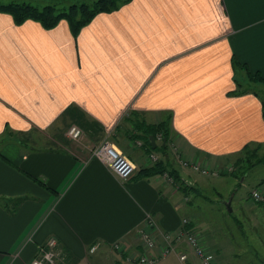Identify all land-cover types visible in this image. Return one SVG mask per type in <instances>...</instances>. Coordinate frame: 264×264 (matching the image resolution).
<instances>
[{
  "label": "crops",
  "instance_id": "obj_1",
  "mask_svg": "<svg viewBox=\"0 0 264 264\" xmlns=\"http://www.w3.org/2000/svg\"><path fill=\"white\" fill-rule=\"evenodd\" d=\"M242 65L264 78V0H130L96 14L76 36L65 19L45 28L0 11V264H28L50 236L64 264H129L126 254L138 250L136 230L149 216L159 246L161 233L189 218L219 263L222 249L197 223L189 195L160 174L139 175L153 164L149 152L162 157L158 139L151 150L141 139L136 147L127 124L112 138L135 166L123 180L83 144L26 135L75 115L97 133L88 137L95 143L128 112L146 123L170 114L167 166L202 188L192 167L174 163L173 142L206 169L264 143L262 99L254 84L236 88ZM258 189L264 195V182ZM159 261L202 264L184 242Z\"/></svg>",
  "mask_w": 264,
  "mask_h": 264
},
{
  "label": "rangeland",
  "instance_id": "obj_2",
  "mask_svg": "<svg viewBox=\"0 0 264 264\" xmlns=\"http://www.w3.org/2000/svg\"><path fill=\"white\" fill-rule=\"evenodd\" d=\"M17 1H28L34 5L41 6L50 1L66 3L67 1L69 2L75 0ZM249 84L251 85L253 83ZM253 88L258 93L260 99L264 101V83H257L253 86ZM127 116H129L128 113L126 114V117ZM75 119H77V117L74 115L73 118L65 119L61 124L56 123V126L51 129L46 131L35 130L32 131L30 135L27 134L26 136L28 138L32 137V139H39L42 137L50 139V136L52 135L56 137H63L75 145L83 144L84 147H89L91 150L104 140L111 141L116 135H122L120 132L122 130L124 131L127 125L132 126L130 123L131 121L124 123L121 122L120 126H118V129H116L113 134L110 136H103L101 140L94 143L88 142V137L93 136L95 138L97 133H90L92 128L82 127L75 121ZM73 125L80 129V135L75 138L71 137L69 134V130ZM120 139H122L121 136ZM136 141H134L135 146L137 144ZM168 141L172 143L171 137L169 136ZM174 147L175 149H173ZM254 147L256 146L250 145V147L247 148V151ZM176 149L178 150L179 147L175 146V142H173V145H171V153L172 156H174V163L179 167L186 166L180 163V156L177 157ZM148 154L149 157L151 154L154 156L156 155L153 152H149ZM243 154H245L244 151L239 152L234 157L226 158L220 167L218 166L214 169L207 168V170H209L207 174H203L200 169L197 170L192 168L191 171L197 177V180L199 182H206V185L202 188L189 187L185 189L186 194L191 198V213L197 218V223L202 220L205 222V226L211 229L212 235L214 236L213 240L217 241L222 249V256H218L219 263L217 264H235L233 261L237 264H264V205H257L250 197L251 191L253 189L259 190L258 187L264 180V158L262 160L259 158L264 155V143H262L260 148L257 149L256 155H248L250 162H253L252 167L244 170L249 164L246 160L241 163V167H237L238 170H236L233 163L238 156H242ZM181 155L185 159H188L187 155L183 153ZM152 162L154 163V161ZM169 170L170 168L167 167L166 171L160 175L165 177L168 183H171L179 188H184L185 183L179 178L175 179L174 176L170 174ZM213 170L216 171V175L213 174ZM233 171L235 176L232 175ZM236 171L241 172V177L236 176ZM212 177L216 178L212 179ZM226 201L229 203V207H227ZM228 208H230V211ZM136 241V245L139 246L140 240L137 236ZM157 248L158 246H156V249ZM115 249L123 251L122 247L121 249L115 247ZM128 251L135 252L131 249ZM155 254H157V252H155Z\"/></svg>",
  "mask_w": 264,
  "mask_h": 264
},
{
  "label": "trees",
  "instance_id": "obj_3",
  "mask_svg": "<svg viewBox=\"0 0 264 264\" xmlns=\"http://www.w3.org/2000/svg\"><path fill=\"white\" fill-rule=\"evenodd\" d=\"M130 0H75V1H67L63 2H47L41 6L34 5L28 1H17V0H9V1H0V11L8 12L12 15L15 23L19 24L25 21L26 19H33L45 27L51 28L55 26L60 19L67 20L70 30L74 36H76L82 26L90 22V20L100 12H109L115 9H118L121 5L125 4ZM244 70V79L235 78L236 88L239 90L238 92H245L250 86L249 83H264V78L260 75L259 72H250L246 65H242ZM251 84V85H253ZM241 89V90H240ZM257 93V92H256ZM262 110L264 116V101L262 100ZM129 116L124 117V122H130L132 124V130L130 131V136L133 141L136 140H145L147 143V148L151 150L150 145V136H153L154 139H157V135L161 134L162 140L160 145H156L155 149H160L162 152V158L157 159L150 166L144 167L139 170L140 176H150L155 174H161L167 169L168 159H167V146H168V136L170 133V114H167L161 121L156 123H146L145 120L141 119L140 114L136 111L128 112ZM89 123L84 124L88 128ZM85 127V128H86ZM118 127V126H117ZM116 127V129H118ZM26 138H28L26 136ZM254 148L247 151L250 145H246L240 152L244 151L245 154L242 156H238L234 161L233 165L236 167H241V163L244 161H248L249 164L245 167L244 170L253 166V162H250L248 155H256L257 149L260 148L261 144H255ZM260 160L264 158L259 157ZM258 160V161H260ZM170 174L174 176L175 179L179 178L178 170L172 168L169 170ZM232 175L235 176L234 171ZM241 172L236 171V176L241 177ZM184 182V181H183ZM264 180L261 182L263 183ZM190 185L184 184V188H181L184 193H186L187 188ZM16 204V203H15ZM257 205H264V201H257ZM192 224V223H191Z\"/></svg>",
  "mask_w": 264,
  "mask_h": 264
},
{
  "label": "built area",
  "instance_id": "obj_4",
  "mask_svg": "<svg viewBox=\"0 0 264 264\" xmlns=\"http://www.w3.org/2000/svg\"><path fill=\"white\" fill-rule=\"evenodd\" d=\"M69 134L71 137L75 138L80 135V129L73 125L69 130ZM157 139L162 140L161 134L157 135ZM136 142V146L141 145L140 140ZM173 149H175V147ZM90 152L92 157L99 159L119 178L126 180L133 175L134 164L126 155L118 151L111 141L104 140L100 142L91 149ZM178 152L181 154L182 152L176 149L177 157L180 156L181 164L197 170L200 169L203 174L209 172L205 165H200L196 162L190 163L188 159H185ZM149 158L154 162L157 160L156 155L154 156L151 154ZM251 198L255 202L264 201L263 193L256 189L251 191ZM146 224V228H138L136 230V236L140 240V245L137 251H128L126 254V261L129 264H160L159 259L173 252L176 245L182 242L185 243L202 264H217L204 246L200 232L191 224L189 218H183L181 227L176 231L160 234L162 246L158 245V234L156 232L157 224L155 219L149 216ZM57 245L58 241L54 236L48 237L45 243L38 247L37 253L30 259L28 264H64V256L57 248ZM156 246H158L157 249ZM96 247L97 244L93 245L90 251L95 250ZM114 247L121 249L123 245L121 243H115ZM155 252H157V254H155ZM178 259L183 262L186 261L187 253H179Z\"/></svg>",
  "mask_w": 264,
  "mask_h": 264
},
{
  "label": "water",
  "instance_id": "obj_5",
  "mask_svg": "<svg viewBox=\"0 0 264 264\" xmlns=\"http://www.w3.org/2000/svg\"><path fill=\"white\" fill-rule=\"evenodd\" d=\"M150 143L152 144V147L155 146V139L153 136H150ZM226 205H227V207H229V203H227V201H226ZM228 209L230 211V208H228Z\"/></svg>",
  "mask_w": 264,
  "mask_h": 264
},
{
  "label": "clouds",
  "instance_id": "obj_6",
  "mask_svg": "<svg viewBox=\"0 0 264 264\" xmlns=\"http://www.w3.org/2000/svg\"><path fill=\"white\" fill-rule=\"evenodd\" d=\"M251 197V196H250ZM252 199V198H251Z\"/></svg>",
  "mask_w": 264,
  "mask_h": 264
}]
</instances>
